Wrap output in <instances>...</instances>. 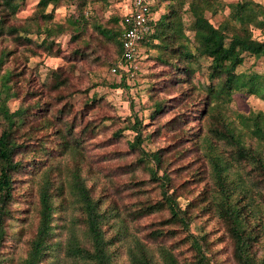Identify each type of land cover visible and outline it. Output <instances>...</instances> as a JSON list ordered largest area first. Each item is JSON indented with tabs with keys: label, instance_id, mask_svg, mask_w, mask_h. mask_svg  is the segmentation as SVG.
I'll return each mask as SVG.
<instances>
[{
	"label": "trees",
	"instance_id": "trees-1",
	"mask_svg": "<svg viewBox=\"0 0 264 264\" xmlns=\"http://www.w3.org/2000/svg\"><path fill=\"white\" fill-rule=\"evenodd\" d=\"M26 2L0 0V40L11 41L32 57L41 52L60 57L56 40L69 34L76 47L69 59L82 61L90 57V43L97 37L123 60L125 15H114L108 24H101L90 9L93 4L108 9L111 0H39L36 13L18 24ZM65 2L75 7L68 26L53 23L47 13ZM226 7L228 15L215 26L208 15L223 13ZM157 13L161 14L155 17ZM149 23L152 33L137 52L156 51L152 59L164 68L151 76L154 111L150 118L159 120L167 111L189 104L199 108L198 114L187 108L158 124L152 136L166 131L174 144L156 151L144 148L151 135L144 137L138 115L134 121L128 118L124 130L114 132V140L122 138L125 130L135 134L128 145L137 156L125 166L133 176L130 186L114 173L101 181L86 165L88 142L105 126L89 119L87 112L72 110L70 99L80 90L74 91L67 73L77 66L72 71L52 70L34 90L25 70L5 68L15 50H1L0 264H223L212 254L214 242L202 226L211 217L224 227L235 264H264V113L229 116L234 95L264 98V76L238 72L247 58H264V39L255 37V31L264 34V5L254 0L231 5L223 0H154ZM138 59L136 54L124 65L133 70ZM202 59L209 61L203 84L196 78ZM118 65L112 69L123 75L125 83L127 74ZM65 90L68 96L63 97ZM161 93L177 94L166 98ZM47 98L50 101L44 102ZM55 99L58 102L53 104ZM13 101H20L15 110ZM102 102L94 99L85 106L93 109ZM202 116L205 129L189 133L187 125ZM187 141L198 149L208 169L192 173L198 177L196 183L205 184L191 200L187 198L190 182H175L189 164L172 169L188 157ZM176 151L178 156L169 158ZM21 204L26 208L18 207ZM28 209L35 229L18 257L13 249L21 243L25 227L15 225L26 219L21 215ZM157 215L159 221L142 224Z\"/></svg>",
	"mask_w": 264,
	"mask_h": 264
},
{
	"label": "rangeland",
	"instance_id": "rangeland-1",
	"mask_svg": "<svg viewBox=\"0 0 264 264\" xmlns=\"http://www.w3.org/2000/svg\"><path fill=\"white\" fill-rule=\"evenodd\" d=\"M223 1L225 4L231 5L239 0ZM254 1L264 5V0ZM38 2L39 0H27L17 16L16 23H26V20L36 13ZM90 9L92 10L94 17H96L101 24H108V21L112 16L129 13L132 10V0H111V7L108 9H104L100 4H93ZM74 11L75 7L70 5L69 2H65L56 10L49 8L47 13L53 17V23L68 26V19ZM229 11L230 10L227 8L223 13L220 12L216 16L208 15V17L215 26H219L225 16L228 15ZM160 14L161 13H157L155 17H158ZM189 22V19H186V23L189 24ZM89 33H91V31ZM188 34L192 38V34ZM31 37L33 39L37 38L36 35H31ZM255 37L264 39V34L260 31H255ZM56 42L62 50L60 57H54L43 52L32 57L27 51H24L22 47L15 46L11 41L0 40V52L5 47L15 50L14 55L10 57L5 68H13L16 69V71L22 69L25 70L26 76L32 80L31 88L36 90L38 88L37 82L46 80L52 70L62 67L67 71H72L71 67L74 65L77 66L72 73H67V76L70 77L73 81L72 84L75 86L74 91H81L74 93V96L70 99L73 108L72 110L74 113L87 112L86 115L89 119H94L100 125L105 126L101 129H105L103 133L88 142L90 159L86 165L93 167L91 170L100 177L101 181H106V176L114 173L120 182H125L130 186L131 183L129 182L132 180L133 176L126 173L125 166L134 162L137 156L132 153L128 145V142L134 140L135 134L132 131L125 130L122 138L114 140V132L119 128L124 130L129 124L127 122L128 118H132L134 121V117L138 115L139 119L144 124V137L151 135L145 142L144 148L148 151H156L158 148L174 144L172 142V134L167 133L166 131L161 136H152V133L155 132L158 124L170 121L176 116V114L184 112L187 108H191L192 112L198 114L197 110L199 107H191V104H189L185 109H180L179 107L167 111L159 120H152L150 118L151 113L154 111L153 101L151 99V94L149 93L152 81L151 76L162 72L164 69L162 65L152 59L157 55L154 50L149 53L144 49L141 52H138L139 59L134 63L133 70L131 65L120 66V68H122L127 74V80L123 83V75L113 73L112 71L113 64H119L121 61L120 58H118L112 46L106 45L99 38H92V42L90 43L91 50H89L92 53L88 59L82 61H73L69 59L70 53L76 49L71 42V36L69 34L59 36ZM92 49H94V51ZM28 56L29 59L26 60ZM208 64L209 61L202 59V71L198 72L196 76L198 81L201 80V84H203V72H206L205 69ZM238 72H257L264 76V58L259 60L247 58L246 64L240 68ZM121 83L125 85V88H113L114 85H119ZM47 92L50 93L49 90ZM175 94L177 93L172 95L161 93V96L173 98ZM62 95L63 97L68 96V91L65 90ZM55 96L58 95L56 94ZM94 99L103 100V102L101 105H96L93 109H88V107L85 106L86 102ZM43 101L48 102L50 100L47 98ZM57 102V99H55L53 104H56ZM19 103L20 101H13L11 103L12 109L15 110ZM258 112L264 113V98L245 93L234 95V100L230 105L229 110V116L231 119H234L235 115L238 113L249 115L250 113ZM189 113L193 114L191 112ZM205 121L206 118L199 120L195 119L193 122L189 123L186 128L190 130L189 133L199 130L202 131L205 129ZM176 144L178 145V143ZM182 147L183 146H179L180 149H182ZM187 147L191 148V151L186 153L188 157L178 161L172 169H177L189 164V170L184 172L183 176L176 179L175 182L177 184L183 183L184 181L190 182L189 189L191 190V195H188L187 198L191 200L201 191L205 184V182L200 184L196 183L195 178L198 180V177H192V173L200 172L201 170L205 173L208 172V169L198 149H194L189 141H187L184 146V148ZM172 148H176V146H173ZM170 154L171 156H169V158H176L178 156V151ZM84 169L86 171L87 167L85 166ZM176 175H178V173H175L173 177ZM122 202L123 201H121V203ZM181 203L183 206L187 204L186 200L183 198L181 199ZM26 206V204H21L18 207L26 208ZM29 212V209L23 212L21 217H25L26 219H24V221H19L15 225V228L17 229L22 226L25 227V230H22L23 237L21 243H19L15 250L13 249V251L17 252L18 257H20L27 248V241L30 240L33 232L32 230L35 229L36 222H34L32 226L33 214ZM160 216L161 215H157L145 219L142 224L157 222L160 220ZM197 223L200 224L201 221L198 220ZM202 226L205 227L206 232H209V240L214 242L211 246V252L215 259H217L218 262H223V264H235L231 255L232 244L229 239H226L225 237L224 227L212 217L203 222Z\"/></svg>",
	"mask_w": 264,
	"mask_h": 264
},
{
	"label": "built area",
	"instance_id": "built-area-1",
	"mask_svg": "<svg viewBox=\"0 0 264 264\" xmlns=\"http://www.w3.org/2000/svg\"><path fill=\"white\" fill-rule=\"evenodd\" d=\"M153 5L154 0H133L132 10L125 14L124 56L118 65L119 67L124 65V61L134 60V57L138 54L137 48L140 43L146 40L152 33L149 14ZM112 71L113 73H117L116 68Z\"/></svg>",
	"mask_w": 264,
	"mask_h": 264
}]
</instances>
